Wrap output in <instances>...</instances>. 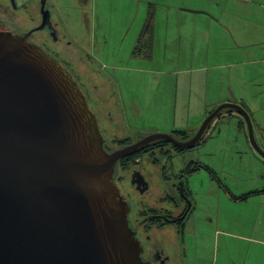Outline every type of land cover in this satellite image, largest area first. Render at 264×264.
<instances>
[{
	"label": "rangeland",
	"instance_id": "374dc122",
	"mask_svg": "<svg viewBox=\"0 0 264 264\" xmlns=\"http://www.w3.org/2000/svg\"><path fill=\"white\" fill-rule=\"evenodd\" d=\"M3 1L5 0H0L2 3ZM151 1L154 2L151 3V11L154 12L157 8L158 14L155 28L150 27L154 36L152 50L151 48L147 50L146 47L140 48L142 55L151 53V56L145 58L137 56L136 52L149 12L147 0H125V2L14 0L13 3L9 0L6 3L10 11L12 9L14 24L27 22L31 27L41 23L44 3L45 10L49 12V19L46 27L37 30L36 34H47L50 27H55V43L59 47H64L76 64L80 88L88 98L89 107L96 115L99 129L109 150L125 146L124 143L114 142V139H127L132 143L151 133L175 134L178 138H182V132L191 135L198 130L213 106L225 103L219 100L243 98L247 99L245 104L250 112L255 139L264 151V87L252 83L250 89L244 88V84L258 77L259 70L258 74L253 76H249L248 73V77L240 84L241 80L233 77L234 67L203 71L171 69L180 66L178 61L181 43L180 23L175 22L179 19L177 17L166 19L164 11H168L170 7L165 5L171 4L175 5V8L191 10L189 7L196 5L190 4L197 3L198 0ZM161 2L167 3L160 6ZM186 5L189 7H183ZM22 11L28 14L25 20L19 16ZM171 11H174L172 7ZM250 18L253 21L261 19L254 13ZM223 22L225 24L223 23L222 28L206 25L204 29V32L212 31L210 41L218 48L227 46L230 41L227 30L228 19H223ZM166 24L172 26L170 30L173 36L167 40L169 45L165 44L166 40L163 36ZM155 36H157L156 46H154ZM208 41L209 39L203 40L206 44ZM211 57L212 64L215 60L219 63L228 61L224 53L219 55L218 59L216 53ZM241 71L247 73L243 69ZM220 121L221 123L217 124L215 120L211 123L206 132L211 135L205 143L181 154L173 151H170L169 155L163 153L159 163L161 165L164 163L167 166V174H171L190 162L199 160L211 164L218 174V180L223 182L232 193L244 194L252 188H260L263 185L262 179L254 177H264V164H249L250 160L260 159V156L247 142V125L243 117L236 114L230 118H221ZM241 121L244 123L241 124ZM168 159L172 161V168L165 162ZM149 161L148 154H145L143 164L145 174L151 182L149 192H137L130 184L134 166H131L129 171L123 172L121 192L132 207L133 214L145 207L160 206L159 197L165 187L161 186L162 191L156 188ZM190 182L191 185L196 184L194 192L199 194L198 198L202 202H204L203 197L208 198L207 191L213 193V197L212 193L210 197L213 198L215 220L214 218L212 221L193 219L192 229L188 227V231L195 237L197 250L207 249L206 252L199 251V256L204 257L207 264H213L216 257L218 260L216 264H264V248L253 245V250L247 252L244 241H232L227 246V241H223L220 235L218 249L217 251L214 249L216 228L221 232L222 229L225 230L224 226L233 221L243 222L245 207L243 204H227L223 201L226 194L221 184L202 169L190 177ZM216 217L220 219L219 226L216 225L218 221ZM170 231L164 234L163 241L159 243L170 256L167 264H173L174 260L177 262L174 264L197 262L193 252L185 256L184 245L178 247L177 236ZM203 234L205 236H202ZM158 238L161 239V236L159 235ZM234 251L238 255H244L237 256ZM255 251L258 255H255ZM245 253H247L246 257ZM229 256L233 257L232 260ZM198 263L205 262L198 261Z\"/></svg>",
	"mask_w": 264,
	"mask_h": 264
},
{
	"label": "water",
	"instance_id": "95a60500",
	"mask_svg": "<svg viewBox=\"0 0 264 264\" xmlns=\"http://www.w3.org/2000/svg\"><path fill=\"white\" fill-rule=\"evenodd\" d=\"M48 14L42 4L37 29ZM226 108L244 118L247 141L264 160L249 114L231 100L188 140L152 133L109 153L69 70L43 47L0 32V264H145L131 206L114 182L117 161L155 140L191 149Z\"/></svg>",
	"mask_w": 264,
	"mask_h": 264
},
{
	"label": "crops",
	"instance_id": "0c3cea01",
	"mask_svg": "<svg viewBox=\"0 0 264 264\" xmlns=\"http://www.w3.org/2000/svg\"><path fill=\"white\" fill-rule=\"evenodd\" d=\"M125 2V0H121ZM148 1V10L147 18L145 23L150 21V27L155 28L156 17L158 14V10L152 12V4L154 3L151 0ZM167 2H161L160 6L165 5ZM159 4V2H158ZM190 5L196 6H183L189 7L191 10H185L184 8H175L176 6H172L171 4L165 5L170 7L168 11H164V16L166 19H170L171 17H177L175 22L180 23L179 28V36L181 38L180 43V57L178 61L180 62V66L171 69L184 68L185 70H198L203 71L207 69H219L222 67L229 68L234 67L233 69V77H235L242 83V80L249 76H253L254 74H258V70L260 72L258 77L249 82L248 84H244V88L250 89V84L255 83V85H261L264 87V1L260 0H198L197 3H192ZM171 7L174 11H171ZM228 11L229 13L225 14L224 12ZM259 15L261 19L258 21H253L250 16L252 14ZM228 19V34L230 37V41L227 46L223 48H218V46H213L210 38L212 37V31L204 32L205 26L209 27L218 26L222 28L223 19ZM144 23V24H145ZM225 24V23H224ZM172 27L170 24L165 25V34L163 35L165 38V44L169 45L168 38H171L172 32L170 30ZM151 31V29H150ZM209 39L207 44L203 42V40ZM154 36L151 32V50L153 44ZM157 36H155L156 46ZM232 42V46H231ZM145 47V46H142ZM215 50V51H214ZM141 51V50H140ZM217 55H225L228 58L227 62L219 63L218 60L212 64V54ZM144 57V55L139 54ZM145 58V57H144ZM240 58V59H238ZM172 60V59H171ZM170 60V62H171ZM237 68V69H236ZM247 71L245 74L244 71ZM173 71V70H169ZM247 93V92H243ZM237 99V98H235ZM228 99H221V101H226ZM249 101V100H248ZM239 102L243 103L246 106L247 99H241ZM206 166L213 170L214 176L218 180V174L215 171V168H212V165L206 162H203ZM250 165L256 164H264L262 159H252L249 162ZM248 165V164H247ZM251 171V170H250ZM206 174L210 175L208 172ZM234 174L235 171H234ZM211 176V175H210ZM254 178L262 179V186L260 188H252L250 191L240 194V193H232L231 190L221 181V187L224 190L226 187V191L224 190L226 196L223 198L227 204H243L244 209V220L243 222L234 221L227 226H224L225 230L222 229L219 232V228H216V238L214 240V249L217 251L219 236L223 237V241H227V246L232 241H244L246 251H252L253 245L255 247L264 248V177L256 176ZM254 194H249L253 193ZM259 192V193H258ZM245 194H249L247 198L241 200L236 197L244 196ZM234 198V199H233ZM221 199V198H220ZM243 201V203H241ZM219 204V202L217 203ZM207 210L209 208H206ZM213 213V212H212ZM211 213V214H212ZM204 214H206L204 212ZM215 216L210 217L208 213L206 214V220L212 221ZM218 219V217H216ZM217 221V220H216ZM215 223V222H214ZM216 225H220V219L216 222ZM213 228V226H212ZM189 244L191 241L189 240ZM188 244V245H189ZM224 245V243H222ZM237 256L244 255L239 254L234 251ZM247 253H245L246 257ZM255 255H258L255 251ZM236 256V257H237ZM232 260L233 257H230ZM217 257L215 258L214 264L217 263Z\"/></svg>",
	"mask_w": 264,
	"mask_h": 264
},
{
	"label": "flooded vegetation",
	"instance_id": "af4514ba",
	"mask_svg": "<svg viewBox=\"0 0 264 264\" xmlns=\"http://www.w3.org/2000/svg\"><path fill=\"white\" fill-rule=\"evenodd\" d=\"M6 1H9V0H5L3 1V3L0 2V32L11 33L12 35L21 36L25 38L26 40H28L29 42L43 47L50 54V56L57 59L62 64V66L67 68L69 72L73 75L75 81L78 82L80 77H79V72L77 71V68H76V64L73 62L71 56L66 51V49L64 47H59L57 43H55V39H56V37L54 36L55 31H56L55 27H50L49 32L47 34L38 35L36 34V31L40 30L37 28L40 26L41 23H39V25L35 27L29 26L27 22H17L16 24H14L13 15L11 12L12 9L10 11ZM10 1H12L13 3L14 0H10ZM27 15L28 14H26L24 11H22L19 14L22 20L27 19ZM48 19H49V14H48L47 21ZM148 23H150L149 19L143 25V28H142L141 39L139 40L140 41L139 46H137V52H136L137 56H140L139 54H142L141 52L142 50L140 49L142 46H145L147 50L151 48V40H150L151 31H150ZM46 24L47 22L45 23V26L41 29H44L46 27ZM143 51H146V50H143ZM147 54L144 55V57L151 56V53H147ZM230 100L235 101L237 104L244 107L247 113L250 115L248 108H246L243 105V103L239 102L238 99L234 98V99H228L226 101H230ZM226 101H221V102H226ZM88 104H89V101H88ZM217 106L218 105L213 106V108H211L208 113L210 114V112H212ZM226 109H229V108H226ZM233 114L234 115L237 114V116L241 117V115L237 111ZM217 115L213 118V120L210 122L209 125H211V123H213L214 120L216 124L218 123V121H220V118L219 117L217 118ZM243 123L244 122L241 121V124ZM209 125L207 128H209ZM196 132L197 131L191 134L190 137L194 136ZM204 135H205V138H207L211 134H207V133L205 134V131H204L201 138L204 137ZM201 138L196 144L200 142L205 143V141L203 142ZM175 139L181 140L178 138H175ZM188 139H185V140H188ZM195 145L191 149H185V150L182 149L181 152L178 150H172L171 148H170L171 150L166 149V147H162L161 145L160 146L162 148L161 147L156 148V149L145 148L142 153H139V154L133 153L134 155H137V157L133 160H132V157L134 155L131 154L132 156H130L129 160L126 162L128 164L127 165L128 169H124V166L121 165L122 158L118 160L116 163L115 173H114V182L120 188V191H121L120 186H121V180L123 178V172L129 171L130 167L134 166L133 171L139 172L138 178L140 179V183H139V186H137L136 183L133 184L132 181L130 184L132 185L134 190H136L137 192H140V193L149 192V189L151 187V182L145 174V166L143 164V156L145 154H148V158L150 159L149 161L151 164L150 169L153 174V180L156 181V188L162 191V187H165L164 190L162 191L163 193L161 192L160 197H159V204H160L159 207H151V208L145 207L144 209L139 210L135 214H133L132 207H131V210L128 214L130 226L132 230L134 231L136 238L140 241V244L143 247L141 257L143 261L145 262V264H167V262L170 261V256L166 254V249L163 247V245H159V243L163 241V236L168 230H171L170 232H172L173 234L177 236L178 247L179 246L182 247L184 245L183 250H185L186 252L185 256L188 255L189 252H193L195 254L197 262L193 264H199L198 261H204L205 263L203 264H207V260L205 261L204 257L199 256V251L206 252L207 249L200 248V250H197L195 237H193L192 232L188 231V227L192 229L193 219L200 218L203 221V219L206 218L207 213L210 217L214 216V213H212L214 210V208H212L214 207L212 203L213 198L210 197V194L212 193V191H207L208 198L203 197L204 202H202V200L198 198L199 194L194 192L195 190L194 188L196 187V184L194 183L193 185H191L190 177L193 174H195L199 169H202L203 171L208 172L211 175V177L215 179V181L218 182V184H220V182L214 176L213 170L209 168L208 166H206L202 161H199V160L190 162L187 166L183 168H179L171 174H167L166 172L167 166H165L164 163H162V165L159 163L160 162L159 158L161 154L164 153V154L169 155L170 151H173L176 154H181L186 150L194 149ZM167 147L169 148L170 146H167ZM104 148L109 153L114 151V150L108 149V146H106V143H105V138H104ZM171 156L172 154L168 157L170 158ZM161 162H164V161H161ZM165 162H167L168 166L172 168V161L170 159L166 160ZM226 189L227 188L224 187L225 192H227ZM212 197H213V193H212ZM126 201L128 202L127 199ZM218 201H219V198H218ZM206 208H209V209L207 210ZM204 212L206 214H204ZM205 222L210 226L208 221L205 220ZM159 235L161 236V239L158 238ZM202 236H205V234H203ZM189 240L191 241V244H189ZM175 262L176 260L173 261V264Z\"/></svg>",
	"mask_w": 264,
	"mask_h": 264
},
{
	"label": "trees",
	"instance_id": "16d2710c",
	"mask_svg": "<svg viewBox=\"0 0 264 264\" xmlns=\"http://www.w3.org/2000/svg\"><path fill=\"white\" fill-rule=\"evenodd\" d=\"M149 24V23H148ZM149 28H150V24H149ZM151 40V39H150ZM236 111L235 110H233V109H223V110H221V112L217 115V118L219 117L220 119L221 118H224V117H227V118H230V117H232L234 114L233 113H235ZM218 123H221L220 121H218ZM212 125V124H211ZM211 125H209V127L211 126ZM208 129V128H207ZM207 129L205 130V134H206V131H207ZM176 133V132H175ZM177 134V133H176ZM175 138H178L175 134H172ZM181 135H182V138H178V139H181V140H185V139H188L191 135H188L187 133H185V132H182L181 133ZM208 138V137H207ZM207 138H205V135H204V137H202L201 139H202V141L204 142ZM115 142H119V143H124L125 145L126 144H128V143H131L130 141H128L127 139H121V140H118V139H115L114 140ZM202 143L200 142V143H198V144H196L195 145V147H197V146H199V145H201ZM162 147H167V146H170V148L172 149V150H178V151H182V149L181 150H179L178 148H176L174 145H172V144H170L169 143V141H167V140H155V141H153V142H151V143H149L147 146H145V147H143V148H141V149H139V150H136L135 152H134V154H136V153H142L143 152V150L145 149V148H150V149H156V148H160L161 146ZM161 147V148H162ZM185 150V149H184ZM133 154V155H134ZM130 156H132V155H129V156H126V157H124V158H122L121 159V165H123L124 166V169H128V164L126 163L128 160H129V158H130ZM137 157V155H134L133 157H132V160L133 159H135ZM197 170V169H196ZM259 193V192H258ZM249 194H254V192L253 193H249ZM249 194H245L244 196H241V197H236V198H238L239 200H241V199H245V198H247V196H249Z\"/></svg>",
	"mask_w": 264,
	"mask_h": 264
}]
</instances>
